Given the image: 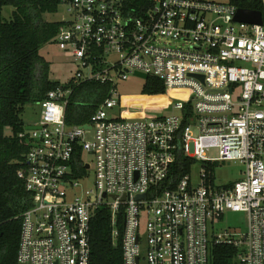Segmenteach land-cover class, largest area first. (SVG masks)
I'll return each instance as SVG.
<instances>
[{
  "label": "built area",
  "instance_id": "built-area-1",
  "mask_svg": "<svg viewBox=\"0 0 264 264\" xmlns=\"http://www.w3.org/2000/svg\"><path fill=\"white\" fill-rule=\"evenodd\" d=\"M150 1L137 16L125 0H61L71 18L55 39L92 72L84 78L80 69L74 80L113 87L90 122L71 126L75 83L59 84L40 102V128L19 134L30 145L18 174L32 205L21 215L18 264H91L99 206L111 211L124 264H209L212 243L235 245L237 264H264V0L262 23L236 21L240 7L229 0ZM135 72L189 88L174 105L180 112L110 118L107 109L120 103L117 79ZM179 154L193 162L174 183ZM218 161H241L243 178L217 184ZM92 167L96 188L74 194ZM229 210L247 213V230L216 235L214 223Z\"/></svg>",
  "mask_w": 264,
  "mask_h": 264
},
{
  "label": "trees",
  "instance_id": "trees-1",
  "mask_svg": "<svg viewBox=\"0 0 264 264\" xmlns=\"http://www.w3.org/2000/svg\"><path fill=\"white\" fill-rule=\"evenodd\" d=\"M240 8L263 11L261 0H229ZM125 9L144 15L150 0H125ZM61 0H0V264H18L22 213L32 205V196L18 172L26 166L29 143L19 136L26 131L22 113L29 103L41 102L60 84L48 77V64L40 47L59 32L63 21H49L46 13L58 10ZM11 6L9 18L4 7ZM73 93L66 111L69 125L86 124L109 97L113 84L98 79L70 81ZM144 91H166L163 81L149 76ZM78 152V166H80ZM193 159L179 154L172 179L190 169ZM81 168V167H80ZM78 169V168H77ZM91 264H124L123 249L112 237L111 211L99 206L91 219ZM209 264H237L238 248L230 243H212Z\"/></svg>",
  "mask_w": 264,
  "mask_h": 264
},
{
  "label": "rangeland",
  "instance_id": "rangeland-1",
  "mask_svg": "<svg viewBox=\"0 0 264 264\" xmlns=\"http://www.w3.org/2000/svg\"><path fill=\"white\" fill-rule=\"evenodd\" d=\"M69 4L61 2L57 11L46 13L45 17L49 21H63L70 19L68 11ZM12 7H4V16L9 18ZM40 54L48 64V77L66 85L76 76L78 70H82L83 77L88 78L92 72L80 66L78 61L67 56L65 51L59 46L55 37L40 47ZM146 78L129 74L127 79H117V98L120 99L118 106L107 109L110 118H121L125 120L151 119L162 116L177 114L179 109L174 108L178 100H187L191 90L187 87L166 88L164 93L150 94L144 91ZM25 124H35L41 120V103H29L22 113ZM89 136L92 132L88 133ZM209 156L215 157L218 152L213 149L209 151ZM87 162L94 164L95 156L85 153ZM201 163H197L192 172L193 180H198ZM245 166L241 161H218L216 163V182L219 185L233 184L244 176ZM80 185L74 194H84L86 190L96 188V174L94 167L88 169L87 174L79 179ZM248 227V216L245 212L226 211L221 220L214 223V233L225 237L228 233L244 232ZM145 233V224L141 226ZM146 250L143 246L142 263H145Z\"/></svg>",
  "mask_w": 264,
  "mask_h": 264
},
{
  "label": "water",
  "instance_id": "water-1",
  "mask_svg": "<svg viewBox=\"0 0 264 264\" xmlns=\"http://www.w3.org/2000/svg\"><path fill=\"white\" fill-rule=\"evenodd\" d=\"M234 19L236 21H243V22H250V23H262V11L247 9V8H239ZM135 74L138 76L144 77L146 79L148 78L147 74H144L141 72H135ZM85 126H88V125H85ZM38 128H40L39 125H35V124L26 125V130H33V129H38ZM86 166L89 167L88 164Z\"/></svg>",
  "mask_w": 264,
  "mask_h": 264
}]
</instances>
